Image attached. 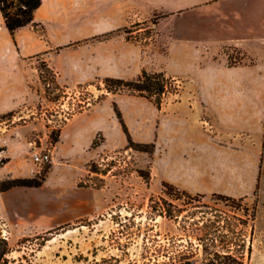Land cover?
<instances>
[{
  "label": "rangeland",
  "instance_id": "obj_1",
  "mask_svg": "<svg viewBox=\"0 0 264 264\" xmlns=\"http://www.w3.org/2000/svg\"><path fill=\"white\" fill-rule=\"evenodd\" d=\"M162 2L150 0L147 4L150 15L136 17L126 26L131 33H126V27L115 29L116 35L129 36L131 41L142 46L144 54L152 62L149 72L167 73V62L168 67H179L177 59L182 40L179 34L174 33V25L181 11L170 12L167 17L159 18V22L153 24L151 21L156 16L160 17L168 11L160 6ZM205 56L200 64L202 68L211 61H217L226 67L252 69L255 73V55L240 47L224 45L217 51L206 52ZM44 61H47L45 56L30 61L28 100L14 111L0 114V181L9 177H22L20 175L27 169L35 170L36 178H40L46 168L52 166L53 169L56 147L62 156V166H57L53 173L51 170L44 186L40 188V191L57 194L51 215H36V220L35 215H12L10 220L0 215V234L9 240L12 264H143L146 237L152 233L159 232L162 243H165L168 235L182 236L185 243L188 239L173 221L162 217H157L155 221L148 219V215H158L151 210L150 202L151 198L159 200V197L177 206L181 210L179 215H227L230 217V226L236 222L233 215L242 217L247 223L248 242L252 238V253L247 262L264 264V152L257 145L255 92L236 93L249 96L246 101L240 102L241 109L249 111V117L239 116L237 120L228 122L204 119L202 126L206 132L219 142H232L236 148L232 152L216 154L217 166L222 169L216 173L217 178L210 181L212 191H189L192 197L176 199L165 194V181H159L153 175L152 165L157 152L154 140L141 142L130 133L138 143H155L156 147L151 151L150 147H129L125 132L123 137L108 144L104 136L98 134L87 150L74 156L70 154L68 142H62V137L58 143H53L54 136L62 131L68 120L79 114L82 107L104 94L105 90L98 89L99 85L104 87L99 81L90 86L62 83L57 80L56 72L48 61L49 68L43 67ZM173 78L174 85H167L162 106L178 101L187 82L188 89H191L199 80L196 75L187 79ZM247 79L255 83V75ZM56 80L68 87H59ZM116 94L141 97L128 89ZM116 94H108L106 99ZM186 94L192 92L187 91ZM150 102L154 111L161 110L154 102ZM159 123L158 117L157 128ZM34 152L48 153L52 160L37 163ZM71 165L85 172L78 182H73V169L68 168ZM77 186L101 190L94 199V207L98 211L96 215H79L82 210L77 201L81 195L77 193ZM219 194L233 197L236 202L220 199L217 197ZM240 198H244V202H240ZM253 213L254 220L247 216ZM192 221L189 220L187 227ZM152 226L155 227L154 232L148 230ZM147 243L151 245L149 241ZM193 243L198 244L197 241ZM158 264L179 263L160 259Z\"/></svg>",
  "mask_w": 264,
  "mask_h": 264
},
{
  "label": "crops",
  "instance_id": "obj_2",
  "mask_svg": "<svg viewBox=\"0 0 264 264\" xmlns=\"http://www.w3.org/2000/svg\"><path fill=\"white\" fill-rule=\"evenodd\" d=\"M149 1L43 0L35 12L38 30L27 25L15 35L6 27L0 9V114L14 111L28 100L29 64L38 55L45 56L60 82L70 86L91 84L105 77L133 79L144 69L150 70L152 62L142 46L125 35L84 42L126 27L136 17L150 15ZM162 1L160 6L169 12L181 11L174 25V33L182 40L179 67H168L167 62L166 71L176 78L196 75L198 82L191 89L187 82L180 99L164 104L160 111H154L153 104L142 97L111 95L89 110L73 115L61 131L62 142H68L74 156L87 150L98 134L104 136L107 144L123 137L113 107L116 103L134 139L156 142L152 172L157 180L190 192H209L210 181L222 169L217 166L216 154L232 152L236 147L232 142H219L204 130L202 123L204 119L228 122L239 116L249 117V111H243L240 103L249 96L236 93H256L257 145L264 152V0ZM224 45L237 46L255 55V73L252 69L226 67L217 61L200 66L206 52L217 51ZM250 75H255V83L248 82ZM187 91L192 94H186ZM53 162L51 173L62 166L57 147ZM68 168L73 169V182L85 176L80 168L73 165ZM35 175V170L27 169L20 176ZM40 188L15 187L0 193L2 218L35 215L36 220V215H51L57 194ZM76 190L81 195L77 201L82 210L79 215H96L94 199L101 190L78 186Z\"/></svg>",
  "mask_w": 264,
  "mask_h": 264
},
{
  "label": "trees",
  "instance_id": "obj_3",
  "mask_svg": "<svg viewBox=\"0 0 264 264\" xmlns=\"http://www.w3.org/2000/svg\"><path fill=\"white\" fill-rule=\"evenodd\" d=\"M42 1L43 0H0V9L6 27L12 35H15L20 28L27 25H33L38 30L39 24L35 22V12L42 5ZM169 14L171 13L166 11L160 17L156 16L151 23L157 24L159 18H165ZM116 31L117 30H113L101 36L86 39L84 42L108 40L117 34ZM125 31L128 34L132 32L128 27L125 28ZM127 39L131 40V37L128 36ZM165 52H167V50ZM40 56L43 55H38L37 57ZM44 62L43 67L49 68L47 61ZM55 74L58 80V75L57 73ZM57 80L55 83L59 87H68V85H60V82ZM174 80L175 79L168 76L165 71L149 72L146 69L133 79L105 77L98 80L104 85L103 88L99 85L98 89H104L105 93L99 96L94 102H90L87 106L82 107L83 110L81 112L89 110L92 106L101 103L106 99L108 94H116L126 89L154 102L156 106L161 109L163 94L166 92L167 85L173 86ZM93 84L94 83L88 84V86ZM114 110L127 136L129 147L137 149L150 147V150L153 151L156 144H145L134 141L117 104H114ZM60 137L61 132L54 136L53 143H58ZM51 170L52 166L46 168L40 178H36V176L9 177L5 180H1L0 193L7 192L15 187H43ZM163 186L165 194L171 198L181 199L182 196L192 197L189 191L181 189L172 183L165 181L163 182ZM217 197L236 202L235 198L228 195L219 194ZM239 201L244 202V198H240ZM150 208L158 215H148L149 220L155 221L157 217H162L173 221L178 229L185 232L188 239H186L185 243V238L182 236L168 235L165 238V243H162L159 239L160 233H152L149 237H146L142 255L144 259L143 264H158L160 259L177 262L179 264H248L247 258H249L252 253V238H250L248 242L245 229L247 223H244L242 217L233 215L236 222L233 226H230V224L228 225V219L230 217L228 218L227 215H179L178 213L181 212V210L177 206L170 204L164 197H159V200L151 198ZM247 216L252 220L255 219L254 213L253 215ZM190 219H193V221L190 222L189 227H187V223ZM148 230L154 232L155 227H149ZM190 239L197 241L198 244L195 245ZM148 241L151 245L147 243ZM11 253L12 248L9 240L0 234V264H12L10 259Z\"/></svg>",
  "mask_w": 264,
  "mask_h": 264
},
{
  "label": "built area",
  "instance_id": "obj_4",
  "mask_svg": "<svg viewBox=\"0 0 264 264\" xmlns=\"http://www.w3.org/2000/svg\"><path fill=\"white\" fill-rule=\"evenodd\" d=\"M34 160L37 163H45V162H50L52 160V156L48 153H38L34 152Z\"/></svg>",
  "mask_w": 264,
  "mask_h": 264
}]
</instances>
